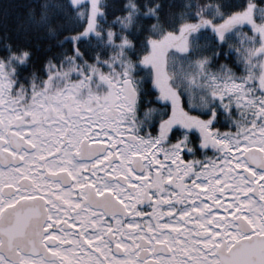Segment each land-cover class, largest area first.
Returning a JSON list of instances; mask_svg holds the SVG:
<instances>
[{
	"label": "snow or ice",
	"instance_id": "obj_1",
	"mask_svg": "<svg viewBox=\"0 0 264 264\" xmlns=\"http://www.w3.org/2000/svg\"><path fill=\"white\" fill-rule=\"evenodd\" d=\"M119 3L117 10L143 19H157L161 8L140 12L128 0ZM243 24L252 28L247 20ZM200 27L213 32L217 59L236 53L227 47L226 21L193 25L197 32ZM92 35L57 41L58 47L69 45L67 59L61 55L55 67L49 64L45 77L73 58L82 62L80 49ZM157 39L162 43L145 39L146 53L130 67L123 56L105 65L119 72L109 111L108 100L97 99L92 119L73 126L67 142L61 140L64 147L48 154L54 159L22 168L28 159L22 156L13 173L19 180L0 179V264H17L4 248L12 234L28 228L33 245L42 243L55 254L41 256L38 264H264V76L251 82L217 77L196 104L167 73L173 49L163 43L166 35ZM11 48L3 44L0 52L7 56L0 58L15 64L11 74L19 76L32 56L16 60ZM77 67L87 74V64ZM237 113L240 119L233 121ZM14 163L0 159V173L11 172ZM15 250L23 253L19 245Z\"/></svg>",
	"mask_w": 264,
	"mask_h": 264
},
{
	"label": "trees",
	"instance_id": "obj_2",
	"mask_svg": "<svg viewBox=\"0 0 264 264\" xmlns=\"http://www.w3.org/2000/svg\"><path fill=\"white\" fill-rule=\"evenodd\" d=\"M128 3L132 5L133 10L140 12L160 4V11L155 13L158 18L143 19L134 17L132 10L128 12L117 10L120 8L119 0H98L99 13L102 14L96 18L95 35L89 36L82 44L80 51L84 53L83 61H76L73 58L72 64L63 65L45 77L44 70L49 64L55 67L61 55L67 59L65 49H68L69 45L58 47L57 41L65 36L79 34L84 29L85 18L78 14V8L69 4L68 0H0V47L3 44H11V55L16 60H22L27 53H31L32 56L28 61V71L21 72L19 76L11 74L16 67L15 64L0 58V66L11 83V96L28 100L33 90L65 87L68 83H77L83 78L92 77L91 81L96 84L99 82L97 76H109L113 81V77L119 75L118 68L110 69L105 65L111 66L113 61H119L123 56L124 63L130 67L138 56L146 53L144 43L146 38L154 43L159 40L157 39L159 36L178 33L182 27L193 26L198 22L218 25L223 21L217 20V17L223 16L226 20L246 9L245 0H128ZM209 5L212 7L209 8ZM248 5L253 7L252 18L255 16V19L252 21L264 26L260 17V12L264 10V0H247ZM197 16L199 20L196 19ZM130 19L133 20L130 28L126 30L121 27L129 24ZM227 26L231 28L227 37V47L236 49L239 55L233 53L217 59L213 55L216 49L215 36L211 29L206 27H200L199 32H191L190 41L179 54L193 61L204 59L205 71L216 72L220 68H225L235 76H241L244 71L243 55L239 43L231 38L233 32L239 31L246 37L261 41L262 46L259 49L261 56L264 54V33L258 31L259 35L253 34L240 21ZM50 32H55L56 35L49 37ZM124 45H128L127 50ZM5 56L6 53L0 52V57ZM209 59L211 63H208ZM97 60L103 63L97 64ZM80 63L87 64L88 69L97 68L101 71L93 73L87 69L85 74L77 67ZM77 72L80 75H76ZM258 73V76H264V59L260 62ZM169 76L174 83L172 74L169 73ZM174 84L181 90L189 92L186 84L182 82L180 85ZM236 118L233 116V121Z\"/></svg>",
	"mask_w": 264,
	"mask_h": 264
},
{
	"label": "rangeland",
	"instance_id": "obj_3",
	"mask_svg": "<svg viewBox=\"0 0 264 264\" xmlns=\"http://www.w3.org/2000/svg\"><path fill=\"white\" fill-rule=\"evenodd\" d=\"M70 4L73 7L78 8V14L81 17L85 18L84 29L79 34H76L74 36L81 35L82 32H94L97 13H99L98 0H88V2H85V0H71ZM252 8V5H248L244 11L230 16L218 25L223 24L225 21L227 22V25H229L236 21H240L241 23H243L244 20H247L248 23L252 25V28L250 30L253 34L258 33V31L264 33V31H262L264 29V26L252 21ZM260 15L262 23L264 25V10L260 12ZM203 23L207 22H198L196 25H202ZM193 31H195L193 26L182 27L178 33L166 34V39L163 41V43L166 47L170 46L173 49L172 51L168 52L166 59L168 75L169 73L172 74V76L174 77V83H177V85H180L179 83L181 82L186 84L187 90L191 93L190 94L188 92V94L194 98V103L198 104L201 96L207 97L209 91L213 90L214 86L217 83V77L222 79H229L235 76V74L225 68H220L216 72L205 71L204 64L206 61L204 59L193 61L190 60L189 57H185L179 54L187 46L188 42L190 41V34ZM237 37H239V39H237ZM231 38L235 40V42L239 43V46L242 50L244 71L241 76H243L250 82L252 76H256L257 80H259L260 76L257 75V72L260 67V62L262 61V59H264V54L262 56L259 54V49L262 46V42L257 38L246 37L239 31H234ZM161 43V40H157L153 44L159 45ZM177 48L180 50H176ZM160 63L161 67H164L165 56L163 52H160ZM253 68H255L257 71L254 72ZM118 77L119 75H116V78ZM205 77H207V79H205ZM91 79L92 77L87 79L83 78L80 82L69 83V85L60 90V92L56 94V96L50 95L47 98H50V101L52 100L53 103L59 102L61 105L72 102L74 104H84L85 112H83V114L81 115V119H92V116L89 115V113L96 107L94 102L97 99H103L100 93L92 90V88L97 84L93 83ZM209 81H212L211 85H209ZM233 83H236V81H233ZM112 84L114 85V87H116L114 80ZM10 90L11 83L5 71L3 70V67L0 66V120L2 121L4 130L10 127L15 122V120H17L20 114H23V112L27 111L26 113L30 114L29 106H26L27 100L21 99L20 97H12L10 94ZM182 91L186 90L182 89ZM39 94L40 92L36 90L35 95L38 96ZM257 95H259V93H257ZM116 96L117 93L114 90L113 97L110 99V101H108V105L104 106V111H109L110 107L114 106L113 98ZM20 109L23 110V112L19 111ZM235 116L237 117L236 120L240 119L238 113ZM35 119L36 118L34 117L26 118L23 120L21 119V125L23 127H26L25 129H28L27 126L32 124L39 125L40 123L35 121ZM75 124L76 123H74L73 126H75ZM36 125L32 128L33 130L36 128L38 129V126ZM64 128L65 127H63L62 129L64 130ZM236 131V129L233 130V135L236 134ZM149 211L150 209L147 208L145 213H148Z\"/></svg>",
	"mask_w": 264,
	"mask_h": 264
},
{
	"label": "flooded vegetation",
	"instance_id": "obj_4",
	"mask_svg": "<svg viewBox=\"0 0 264 264\" xmlns=\"http://www.w3.org/2000/svg\"><path fill=\"white\" fill-rule=\"evenodd\" d=\"M88 70L92 72L101 71L97 68H90ZM96 78L99 80V83L92 90L100 93L103 100L107 99L110 101L115 90L113 84L109 85L111 78L109 76H97ZM63 88L37 90L40 92L38 96L35 95L36 90H33L30 98L27 100V105L25 104L29 106L30 114L20 109L19 111L23 112V114H20L17 120L5 130L0 120V159L15 162L11 172L4 171L0 173V179L7 182L19 180V176L13 175V173L20 170L15 165L19 164L22 156L28 157V159L24 160L22 168H27L29 164H35L36 161L44 160L45 157L49 161L54 159L55 155L49 156L48 154H55L64 147L61 140L67 142L69 138L67 134L71 133L74 123H76V127H83L80 122L85 120V118L81 119V115L85 112L84 104H74L72 102L61 105L59 102L53 103L52 100L50 101V98H47L50 95L56 96ZM109 93H111V96H109ZM32 117L36 118L35 121L40 124H32L27 126L28 129H25L26 127L21 125L22 120ZM35 125L38 126V129L33 130L32 128ZM63 127H65L64 130L62 129ZM17 149L22 150L17 151ZM32 157L35 159H32ZM146 210L147 208L144 209V212ZM32 238L31 228L26 229L21 235L12 234L9 242L10 249H12L11 258L8 259L16 261L17 264H38L41 256L55 255L54 253H48L42 243L33 245ZM16 245H19L23 249V253L15 250Z\"/></svg>",
	"mask_w": 264,
	"mask_h": 264
},
{
	"label": "water",
	"instance_id": "obj_5",
	"mask_svg": "<svg viewBox=\"0 0 264 264\" xmlns=\"http://www.w3.org/2000/svg\"><path fill=\"white\" fill-rule=\"evenodd\" d=\"M10 249V244L8 243V245L4 248V254L7 258H11V251H9Z\"/></svg>",
	"mask_w": 264,
	"mask_h": 264
}]
</instances>
